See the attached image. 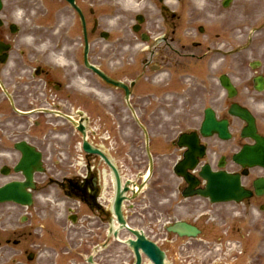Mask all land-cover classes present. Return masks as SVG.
<instances>
[{"label":"flooded vegetation","instance_id":"1","mask_svg":"<svg viewBox=\"0 0 264 264\" xmlns=\"http://www.w3.org/2000/svg\"><path fill=\"white\" fill-rule=\"evenodd\" d=\"M17 1L25 15L45 11V28L0 26V188L24 180V159L34 165V194L54 205L32 207L26 222L19 207L0 205V261L69 264L90 253L93 264H135L136 231L168 264H255V229L264 228V0H139L134 26L125 22L132 0H76L78 12L66 0ZM143 34L149 51L133 59ZM229 34L255 54L230 71ZM176 78L187 82L182 93ZM152 82L165 91L159 102L148 96ZM209 113L228 140L202 132ZM133 114L141 124L127 123ZM210 174L252 196L213 203L202 195ZM143 249L154 247L139 249L142 264H153Z\"/></svg>","mask_w":264,"mask_h":264},{"label":"rangeland","instance_id":"2","mask_svg":"<svg viewBox=\"0 0 264 264\" xmlns=\"http://www.w3.org/2000/svg\"><path fill=\"white\" fill-rule=\"evenodd\" d=\"M41 1H43V0H41ZM44 2L46 3L47 2V0H44ZM4 4H5V9H4V13L6 14V18H7V21H10L11 19H10V17H11V14L17 9V8H19L20 6H21V4L20 3H18V1L17 0H4ZM52 8H53V6H52ZM29 13H27V15H28ZM62 14V12L61 11H58L57 12V15H61ZM67 14H69V12H67ZM26 15V16H27ZM30 15V14H29ZM41 15H43V17H44V15H45V11H43L42 13H41ZM4 17H5V15H4ZM69 18H70V14H69ZM68 18V19H69ZM38 22H43V20H39ZM140 44H143V42H139ZM252 58V56L250 55L249 56V60ZM228 60H233V57H229L228 58ZM184 85V81H179V86H183ZM262 247H263V249H264V242H262ZM263 252H264V250H262Z\"/></svg>","mask_w":264,"mask_h":264},{"label":"water","instance_id":"3","mask_svg":"<svg viewBox=\"0 0 264 264\" xmlns=\"http://www.w3.org/2000/svg\"><path fill=\"white\" fill-rule=\"evenodd\" d=\"M0 7H1V3H0ZM11 197H13V198H14V196L10 195V197H9V198H11ZM23 199H25V197H23V198H20V200H23ZM25 200H26V199H25Z\"/></svg>","mask_w":264,"mask_h":264}]
</instances>
